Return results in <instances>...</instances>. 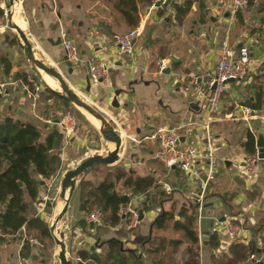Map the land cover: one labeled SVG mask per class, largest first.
Returning a JSON list of instances; mask_svg holds the SVG:
<instances>
[{"label":"crops","instance_id":"crops-1","mask_svg":"<svg viewBox=\"0 0 264 264\" xmlns=\"http://www.w3.org/2000/svg\"><path fill=\"white\" fill-rule=\"evenodd\" d=\"M151 1H24L28 35L33 44L47 63L57 69L64 56L60 45L62 37L77 46L81 63L72 68L71 75L65 68L59 71L76 94L104 116L122 139L119 162L104 166L105 174L100 178L90 173L83 178L110 182L119 196L131 195L127 181L142 180L153 184L147 197L139 194L130 200L137 211L143 213V220L136 227H130L128 220L121 217L117 226L91 229L84 216L95 208L82 199L80 180L72 191L66 214L56 227L58 232L64 233L67 259L78 264L79 252L83 251L103 264L109 250L107 243L114 241L120 246L124 264H152L155 256L148 250H154L159 242H164L163 250L156 255V264L184 263L193 251L198 253L199 264H217L227 258L232 261L233 255L237 261L236 253L242 254L243 246L255 242V254L239 264L262 263L264 162L249 177L244 170V160L251 154L247 149L248 133L254 136V149L258 134L264 135V108L253 111L248 121L242 119L241 108L252 102L258 88L264 90V0H249L248 11L239 14L233 23H230L228 9L220 7V0H174L169 13L153 7ZM184 9H187L185 15L180 16L179 12ZM134 29H139V36L132 52L119 55L110 39ZM6 36L0 31V56L9 60L11 71L4 76L0 67L1 78L21 81L28 73L18 70L16 61L12 63L7 49L15 46ZM225 42L234 49H247L249 69L244 80L226 85L219 115L212 126L217 174L203 190L204 161L195 162L192 173L187 175L175 167L168 169L161 161L160 145L145 138L160 128L187 127L204 119L208 95L205 82L213 73ZM95 59L113 65L105 81L94 83L89 79L87 62ZM162 60L165 69L159 72L158 64ZM190 75L198 78L196 87L190 85ZM38 87V91L30 95L19 87L7 89L0 97V120L9 118L22 124L32 123L44 140L51 133L55 134L61 144L62 166L68 159L67 151L73 148L82 153L66 163L74 161L77 164L89 158V152L93 156L103 142L98 128L81 116L77 135L66 142L55 124L62 113L60 101L48 95L41 85ZM118 171L125 174L123 180H116ZM34 179L38 181V176L34 175ZM40 182L42 180L36 200L32 201L26 191L23 199L29 206L28 222L40 219L48 229L62 206L59 210L58 201L51 203L49 193ZM134 198L139 202H133ZM146 198L149 206L143 210L147 205ZM197 202L211 205L205 210L203 216L207 221L203 225L194 216L198 211ZM164 214L168 215L164 228H154L157 218ZM220 217L239 226L234 239L226 232L222 233L220 227L206 237ZM187 218L194 220L199 241L194 247L178 229L180 224H187ZM36 226L25 225L16 236L0 239V264H59L49 229V237L43 238ZM210 237L217 239L219 247L210 246ZM25 245H28L27 249H24ZM23 254L27 255L22 257ZM81 264L98 263L89 257Z\"/></svg>","mask_w":264,"mask_h":264},{"label":"trees","instance_id":"trees-1","mask_svg":"<svg viewBox=\"0 0 264 264\" xmlns=\"http://www.w3.org/2000/svg\"><path fill=\"white\" fill-rule=\"evenodd\" d=\"M132 10L135 11V9ZM186 11L187 9L178 12L180 16H184ZM2 13L0 10V17ZM11 43H14V41H11ZM0 67H2L4 76L8 75L11 71L9 60L2 56H0ZM1 76L2 74H0ZM22 78L24 79L23 82L26 83V79ZM45 91L48 95L60 101L61 108L59 110L62 113L66 111L72 113L75 118V130H77L78 122L82 120V117L59 92L50 89H45ZM244 107L249 108L252 112L261 111L264 108V90L258 88L252 102H248ZM247 139V149L252 154L255 150L254 136L248 133ZM60 149L61 144L55 134L51 133L44 140L41 132L32 123L22 124L9 118L0 120V206L2 207L0 211V232L3 235V239L8 236H16L25 225L32 226L33 224L38 225L36 228L43 238L49 237L48 229L42 220L34 219L28 222L30 211L28 204L23 199V195L26 191L30 199L35 201L38 196L39 181L56 177L62 168ZM102 167L101 165H97L89 173L94 177L96 176V178H100L105 174L103 169H106ZM34 175L38 176V181L34 179ZM124 177L125 174L121 171H118L115 176L118 181L123 180ZM19 183L23 186H19ZM127 184L131 187V195L119 196L114 193V185L110 182L100 181V179H96V181L85 178L81 179L79 189L82 199L86 200L91 207H94V210H99L102 214V225L96 227V229L103 228L104 226H117L121 221V216L119 215L120 209L129 204L130 200L139 194L147 197V191L153 185L148 181L142 180H130L127 181ZM147 200L146 198L147 205L143 207V210L149 206ZM49 205L47 203L48 207ZM194 216L196 218V212ZM167 217L168 215L164 214L162 217L157 218L154 228H164L165 222L168 219ZM186 221L187 224H180L178 229L184 232L192 247H194L199 244L196 231L194 230V220L187 218ZM163 245L164 242H159L158 247L154 250H148L150 255L155 256L152 264L158 262L156 255L163 250ZM219 245L217 239L212 237L210 246L216 248ZM107 246L109 250L103 264H124V260L120 257L119 244L111 241L107 243ZM27 248L28 245H25L24 249ZM240 251L242 254L236 253L237 261H234L233 255L232 261H228L227 258L224 262L217 264H239V261L253 256L256 252L255 242L248 243ZM26 255L23 254L22 257ZM79 257L80 262L78 264H81L82 261L89 257L100 264L97 257L89 256L86 252H79ZM198 258L199 256L196 251L190 252V258L181 264H199ZM259 264H264V262Z\"/></svg>","mask_w":264,"mask_h":264},{"label":"built area","instance_id":"built-area-1","mask_svg":"<svg viewBox=\"0 0 264 264\" xmlns=\"http://www.w3.org/2000/svg\"><path fill=\"white\" fill-rule=\"evenodd\" d=\"M160 3L161 8L165 13L172 11L174 0H152V5L155 7L156 3ZM219 5L222 8L228 9L230 23L236 21L239 14L245 13L249 8V0H220ZM139 36V29H134L123 34L112 36L110 44L119 55H130L134 41ZM61 49L67 62L72 68L77 67L81 63V56L77 46L65 36L61 39ZM249 53L246 48L234 49L229 47L225 42L221 49V54L217 60L213 73L205 82V87L208 91L206 98V113L201 122L189 124L187 127L171 128V129H157L145 138L152 142H156L161 148V161L168 169L177 168L183 174L192 173V168L195 162L202 160L206 165L205 179L201 182V188H205L213 181L217 174L218 163L213 148L212 126L219 115L221 102L226 90V85L229 82H240L244 80L248 74L249 69ZM89 79L97 83L105 81L108 77V71L112 68V63L109 61L91 60L87 62ZM165 69V61L162 60L158 64V71L162 72ZM26 83L21 81H5L0 77V97L7 89L16 90L19 87L22 92L30 95L32 92H37L39 84L34 82L29 76L24 77ZM198 78L190 75V85L196 87ZM242 119L248 121L253 112L249 108H241ZM231 117V116H230ZM228 117V118H230ZM58 128L63 134L64 140L69 142L76 135L75 118L71 112L66 111L60 114L58 119ZM197 133H200L198 136ZM183 138V142L180 140ZM261 163L259 159L258 149L247 156L244 160V170L249 177L256 171ZM51 179H43V185L47 186V181ZM48 192V188H47ZM47 196L45 197V200ZM138 201V198H134ZM139 202V201H138ZM119 215L122 219H127L129 226L134 228L138 225V211L131 203L120 209ZM225 219V218H224ZM84 220L87 224H93L94 227L102 225V214L99 210H94L86 213ZM224 229L229 238L234 239L238 232L239 226L232 222L225 220L216 228L212 229L211 234ZM3 235L0 232V238Z\"/></svg>","mask_w":264,"mask_h":264},{"label":"water","instance_id":"water-1","mask_svg":"<svg viewBox=\"0 0 264 264\" xmlns=\"http://www.w3.org/2000/svg\"><path fill=\"white\" fill-rule=\"evenodd\" d=\"M160 3H156L155 7H159ZM14 6H15V0H6V10L9 12H14ZM9 24V21H8ZM9 27L12 31L14 29L16 30L15 36L17 39V44L19 46V49L26 57L27 61L30 62L33 67L38 70V72L42 71L44 74L51 77L54 81H56L60 88L61 93H59L68 103L74 108V110L82 116L86 121L89 122L87 116L82 112H86L90 116H92L94 119H96L99 122V132H102L108 136L111 143L113 144V151L110 154L107 155H94L91 156L84 161H82L79 165H77L74 169L68 171L62 181L60 186V192H59V201L61 202L62 209L58 215H56L53 220L51 221L48 229L51 235V238L54 241L56 251L58 254V262L59 264H72V261L67 259V251L66 246L64 243V233L57 231V224L63 219L64 215L66 214L68 204L70 201V193L68 199H65V193L68 187L78 180L82 179L85 175L89 173L90 170H92L97 165H104V166H112L119 162L120 160V153H121V147H122V139L121 137L116 133L114 127L111 125V123L104 118L100 113H98L95 109L90 107L88 104H86L82 99L76 94V92L70 87V85L66 82L65 78L63 77L62 73L60 72L62 70L67 69V74H72V67L70 63L67 62V59L65 56H63L62 62H59V68L55 69L54 67H51L48 63H44L41 61L38 56L35 55L32 51V47L30 46L27 38H26V31L24 29H20L18 26H15L13 29L11 25L9 24ZM60 43L58 41L57 45ZM134 44V43H133ZM171 60L174 61V58L171 57ZM60 70V71H59ZM169 72L168 70L166 71ZM90 123V122H89ZM55 124L58 125V121H55ZM57 134V132H55ZM183 142V138L180 140ZM255 147L258 149L259 152V159L261 162H264V135L258 134L256 141H255ZM40 185H43V182H40ZM19 186H22L21 183H19ZM210 204H206L203 202H197L196 203V209H198L196 218L198 219L200 225L205 224L207 219L203 216L205 213V210L210 208ZM202 212V214H201ZM143 220V213L142 211L138 212V221ZM225 221L224 217H220L216 220V226H219V224L223 223ZM94 227L93 224H90V228L92 229ZM210 229V228H209ZM214 229V228H213ZM212 229H210L206 237H209L211 235ZM221 232H224V229L221 230ZM22 234V231L21 233ZM205 234V233H204ZM208 239V238H207ZM260 253V250L257 251Z\"/></svg>","mask_w":264,"mask_h":264},{"label":"rangeland","instance_id":"rangeland-1","mask_svg":"<svg viewBox=\"0 0 264 264\" xmlns=\"http://www.w3.org/2000/svg\"><path fill=\"white\" fill-rule=\"evenodd\" d=\"M24 1L25 0H21V11H20V16L22 15V18H23V21H24V24H25V28L24 29L27 34H28V23H27V17H26V12H25V4H24ZM0 10L3 12L2 13V16L0 17V28L1 30L0 31H3L7 36V39L10 40V41H14V46L13 48L11 49H7L9 50L10 54H11V60H12V63L13 62H17V65L15 64V66H17L18 70L20 71H25L26 73H28L27 75L34 80V82H36L37 84L41 85V87L43 89H50L45 83L44 81L42 80L38 70H36L33 65L27 61L26 57L24 56V54L19 50V46L17 44V39H16V34L14 31L11 30V28L9 27V24H8V18H7V10H6V0H0ZM30 37V36H29ZM55 68V67H54ZM56 69V68H55ZM52 90V88L50 89ZM61 93V92H59ZM79 96V95H78ZM82 101L85 102V100L82 98ZM97 131L99 132V129H97ZM76 135H77V130H76ZM99 135L100 137L102 138V145L100 146V148L98 149V151H96L94 153L93 151V156L94 155H107V153L109 152H105L103 151V146L105 145V143L107 141H105L103 139V137L101 136L100 132H99ZM92 139L94 140V136L92 137ZM104 144V145H103ZM68 150V149H66ZM87 151V150H86ZM82 153V151H77L76 148H73L71 150H68L67 151V161L70 160V159H74L78 156H80V154ZM103 153V154H102ZM91 154L92 153H88V155L91 157ZM86 158H84L83 160L79 161L77 164H75L74 161H72L70 164L69 163H66V162H63L65 163L61 170L57 173L56 177L52 178L51 180L47 181V186L45 187L46 191H47V188H48V196L51 200V203L52 202H55V201H59V192H60V186H61V181L64 177V175L74 169L77 165H79L82 161H84ZM68 164V165H66ZM81 180V179H80ZM78 180L76 182V185L77 183L80 181ZM72 196V194L70 195V197ZM48 200V197L46 199V201ZM53 205V204H52ZM92 212V211H91ZM90 213V212H88ZM49 218H47V221H48ZM0 239H3V237H1Z\"/></svg>","mask_w":264,"mask_h":264},{"label":"bare ground","instance_id":"bare-ground-1","mask_svg":"<svg viewBox=\"0 0 264 264\" xmlns=\"http://www.w3.org/2000/svg\"><path fill=\"white\" fill-rule=\"evenodd\" d=\"M14 13L13 14L12 12H8L7 11V18H8V21H9V24L11 25V27L14 29L15 26H18L20 29H26L25 28V24H24V21H23V18H22V15L20 16V11H21V0H15V6H14ZM14 31L16 32V30L14 29ZM25 31V30H24ZM26 38L30 44V46L32 47V51L33 53H35L36 56H38V58L43 61L44 63H47L46 59L44 58V56L42 55V53L36 48V46L33 44L32 40L30 39L29 35L27 34L26 32ZM42 80L44 81V83L53 91H56V92H61V88L59 86V84L54 81L51 77H49L48 75L44 74L42 71L39 72ZM82 112L87 116L90 124L93 126V127H96L99 129V122L94 119L92 116H90L89 114H87L86 112H84L82 110ZM101 136L103 137V139L105 141H107L105 143V145L103 146V151L105 152H109L107 154H110L112 151H113V144L111 143L110 139L108 138V136L102 132H100ZM103 154V153H102ZM76 186V182L72 183L68 189L66 190V193H65V199L67 200L70 193L74 190ZM58 208L59 210L61 209V202L58 203ZM58 215V214H56Z\"/></svg>","mask_w":264,"mask_h":264}]
</instances>
